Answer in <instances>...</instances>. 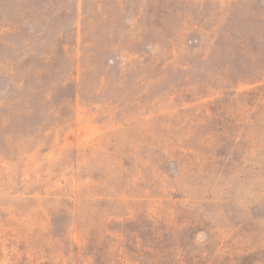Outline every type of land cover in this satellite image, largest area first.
I'll return each instance as SVG.
<instances>
[{
	"label": "rangeland",
	"instance_id": "obj_1",
	"mask_svg": "<svg viewBox=\"0 0 264 264\" xmlns=\"http://www.w3.org/2000/svg\"><path fill=\"white\" fill-rule=\"evenodd\" d=\"M0 264H264V0H0Z\"/></svg>",
	"mask_w": 264,
	"mask_h": 264
}]
</instances>
